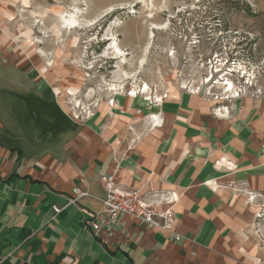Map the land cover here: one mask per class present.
I'll list each match as a JSON object with an SVG mask.
<instances>
[{
	"label": "crops",
	"instance_id": "obj_1",
	"mask_svg": "<svg viewBox=\"0 0 264 264\" xmlns=\"http://www.w3.org/2000/svg\"><path fill=\"white\" fill-rule=\"evenodd\" d=\"M6 34L0 26V264H264L257 210L234 190L264 189V107L244 98L219 118L184 92L118 97L74 119ZM111 173L126 190L176 193L180 239L130 215L110 220L97 197ZM80 184L92 197L70 203Z\"/></svg>",
	"mask_w": 264,
	"mask_h": 264
},
{
	"label": "rangeland",
	"instance_id": "obj_2",
	"mask_svg": "<svg viewBox=\"0 0 264 264\" xmlns=\"http://www.w3.org/2000/svg\"><path fill=\"white\" fill-rule=\"evenodd\" d=\"M76 7L90 26L65 29L60 14ZM2 25L16 62L45 76L74 119L114 106L118 97L152 104L184 92L200 95L219 118H234L244 98L264 107V0H0ZM111 31L126 63L107 49ZM234 190L247 192L257 210L251 227L260 245L264 189Z\"/></svg>",
	"mask_w": 264,
	"mask_h": 264
},
{
	"label": "built area",
	"instance_id": "obj_3",
	"mask_svg": "<svg viewBox=\"0 0 264 264\" xmlns=\"http://www.w3.org/2000/svg\"><path fill=\"white\" fill-rule=\"evenodd\" d=\"M105 196L97 197L103 204V211L110 220H116L122 215H130L139 223L147 224L166 232L171 239H180L175 232L177 215L173 204L178 196L167 190H140L137 188L123 189L116 179L115 173L103 178ZM70 203L77 204L84 197H92L90 191L82 185L74 186ZM96 220L97 215H96ZM92 231L98 233L101 228L99 219L92 223ZM260 246L264 250V234H259Z\"/></svg>",
	"mask_w": 264,
	"mask_h": 264
},
{
	"label": "bare ground",
	"instance_id": "obj_4",
	"mask_svg": "<svg viewBox=\"0 0 264 264\" xmlns=\"http://www.w3.org/2000/svg\"><path fill=\"white\" fill-rule=\"evenodd\" d=\"M74 9V8H73ZM71 11V10H70ZM81 9L76 7V11H71L68 12L67 14H63L61 13V17L63 19V23L65 24L66 28L65 29H75L77 27H85V26H90V25H86L85 23H83L80 17H82V14H80ZM77 14V15H76ZM76 15V16H75ZM93 23V22H92ZM84 25V26H83ZM77 26V27H76ZM76 30V29H75ZM112 30V29H111ZM112 33H108V35L106 36L108 39L113 40V42L110 43V46L107 49L113 50L111 51V53H113L115 55V58H119L122 60V62H127L126 61V57H125V53L123 51V49H121L120 45H118L117 43V37L115 36V33H113V31H111ZM106 38V39H107ZM109 52V50H108ZM120 69V68H119ZM136 71V70H135ZM122 73V72H121ZM124 73V72H123ZM126 74V73H125ZM117 78V77H116ZM135 79V78H134ZM112 85V84H111ZM230 85V86H229ZM233 81L231 79H228L227 82L225 83V86L228 87V91L233 89ZM115 88L117 87L116 85H114ZM121 88V86H119ZM119 88V89H120ZM112 90V88H110ZM141 90H144V94L146 92V94L148 93L149 89H148V85L145 84L144 88H142V86L140 87ZM115 90V89H114ZM124 90V89H123ZM115 91H118L115 90ZM134 93H136V90H133V96ZM131 94V95H132ZM147 96V95H146ZM63 101V100H62ZM160 101V100H159Z\"/></svg>",
	"mask_w": 264,
	"mask_h": 264
},
{
	"label": "snow or ice",
	"instance_id": "obj_5",
	"mask_svg": "<svg viewBox=\"0 0 264 264\" xmlns=\"http://www.w3.org/2000/svg\"><path fill=\"white\" fill-rule=\"evenodd\" d=\"M230 86V85H229Z\"/></svg>",
	"mask_w": 264,
	"mask_h": 264
}]
</instances>
